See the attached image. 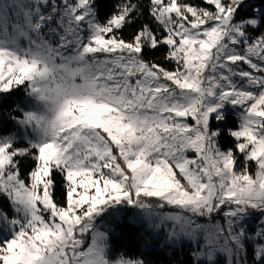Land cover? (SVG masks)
Segmentation results:
<instances>
[{"label": "snow or ice", "instance_id": "obj_1", "mask_svg": "<svg viewBox=\"0 0 264 264\" xmlns=\"http://www.w3.org/2000/svg\"><path fill=\"white\" fill-rule=\"evenodd\" d=\"M17 2L27 28L20 35L28 38L29 48L0 42V91L26 82L35 91L41 69L30 59L31 47L50 43L46 35L58 36L55 51L62 57L71 52L90 57L97 82L92 94L67 102L58 133L36 144V154L0 144V192L24 213L14 220L13 237L0 245L2 264H64L83 243L75 234L88 233L97 206L113 198H158L175 206L180 211L170 218L185 232L199 227L191 215L224 211L231 223L248 207L264 208V34L249 36L248 28L260 25L256 17L236 20L243 0H206L214 11L178 0H150V15L163 35L144 24L128 40L118 30L138 11L130 0L105 23L96 18L94 0ZM10 22L0 17V31ZM160 46L167 47L165 59L175 63L174 71L144 58L146 48ZM99 54L105 58L97 59ZM225 101L242 109L239 130L231 135L245 163L256 162L254 176L246 167L234 171L233 151H222L208 128L210 115ZM188 116L195 125L176 119ZM188 150L196 158H188ZM26 155L36 162L29 184L20 178L16 159ZM56 173L66 182L67 207L53 199ZM90 189L95 194L89 195ZM222 227L203 229L209 245L220 246L223 239L226 247L237 239L229 228L221 237Z\"/></svg>", "mask_w": 264, "mask_h": 264}, {"label": "rangeland", "instance_id": "obj_2", "mask_svg": "<svg viewBox=\"0 0 264 264\" xmlns=\"http://www.w3.org/2000/svg\"><path fill=\"white\" fill-rule=\"evenodd\" d=\"M57 2L59 4L62 2V0H57ZM71 2L75 3L76 0H71ZM178 2L184 3L183 0H178ZM50 3L51 0H49V5ZM93 6L95 8V0ZM212 7L213 8H203L214 11V5H212ZM20 9L21 5L17 2V0H0V17L7 18L15 22L16 20L23 18V13L20 11ZM42 10L47 13L50 8H42ZM263 12L264 0H243V3L236 11L235 18L237 21L249 17H256L258 20H260ZM60 31L62 33V30ZM42 32L47 33V27H45ZM87 34L88 33L85 30L84 35L87 36ZM249 36L250 38L258 37L251 35L250 33ZM35 38L36 37L33 34V39ZM45 39H49V42L55 46H58L59 44L58 36H52L49 38L46 35ZM24 46H26V42H24ZM243 47V44L239 46L241 51L243 50ZM145 50L149 49L146 48ZM104 58L105 54H99L97 56V59ZM240 66L248 70L247 65H244L242 62H240ZM164 68L169 71H174L176 67L174 69H168L166 67ZM240 83L244 82L241 81ZM21 85H25L23 90H25L26 93L21 97V99L17 101L15 108L21 110L22 115L13 117L15 128L9 134H2L0 131V144L8 143L12 144L14 148H28L33 150L35 145L39 143L38 134L27 116L29 111L37 109L39 105L35 102L32 91L27 86V82ZM14 86L17 87L20 85H13L6 91H0V100ZM241 111L242 109L239 106L234 105L229 101H225L220 108L210 115L208 128L210 131L216 133V143L222 151L227 150L222 149L220 146V141L218 139L220 131L224 128H227L229 129L228 132L231 135V130H239L240 124L237 128H232L229 125L226 126V124L219 125V123L223 120H226L228 115L235 116L239 123H241ZM218 116L222 118L218 119ZM176 119L186 122L190 126L195 125V120L191 116L177 117ZM215 123L218 124V127L214 126ZM231 136L233 137V135ZM233 139L236 141L234 137ZM240 142H243V138H241ZM113 151L115 154L116 149L114 148ZM32 153L34 154L33 151ZM185 154L190 159L196 158V153L192 150H188ZM240 154L243 156L244 166L237 167L235 163L234 171L239 172L246 167L248 174L254 176L257 169V165L255 166L256 163H253L255 161L249 160L247 163H245L244 154ZM28 156L30 157L32 155H26L24 157ZM24 157L17 156L16 159L19 160L18 167L20 178L24 179L26 184H29L30 179L28 180L27 177L22 173V169L26 168L21 167L20 165V161ZM118 162H120L123 167H126V165H123L122 160H119V158ZM238 165L240 166L241 164L239 163ZM249 169H255L254 173H251ZM174 170L176 171L177 178L181 180V183L186 184V181H184L180 176L179 170ZM77 191L83 192V189L78 188ZM93 194H95L94 189H90L89 195ZM4 200H8V203H6ZM114 203H127L129 204V210L127 209L123 212H116L103 216L104 214L102 213V207L104 205L107 206ZM62 207H67V205ZM178 211L180 210L175 206L159 202L158 198H156V200L153 202H147V200L140 198H113L108 200L106 203L97 206V210L91 216V230L88 233H85L83 237H81L78 233L75 235H77V238L83 240L80 248H84L90 243L92 233L96 231H102L105 234V240L108 241L110 245L108 248V253L112 256H115V250L110 243V233L114 231V225L111 223V221L121 220L124 217V213H126L128 220L139 225L141 224L143 229L148 231V233H146L149 240L148 246L166 247L168 249L186 247L189 254L192 255L194 260L199 264H264V208L248 207L243 211L238 212L236 216L233 217L231 223L228 222V218L225 216L224 211L214 212L210 216L199 214L191 215L189 216V219L191 220L192 224L194 226H199L194 227V230L191 232L179 230L175 222L170 218L173 215V212ZM23 215L24 213L19 210L17 204L12 199L7 194L0 192V245H2L3 241L13 237L14 230L18 227V225L14 223V220L22 217ZM44 215L47 219L48 213H44ZM56 222H59L58 218ZM208 225H223L224 227L220 229L221 237L225 236L226 234L225 228H229L237 235V239L229 240L226 247L224 246L225 241L223 239L220 241V246H211L208 244L206 240V233L203 230ZM133 261L138 262V264H144L141 259H133ZM0 264H2V261H0Z\"/></svg>", "mask_w": 264, "mask_h": 264}, {"label": "trees", "instance_id": "obj_3", "mask_svg": "<svg viewBox=\"0 0 264 264\" xmlns=\"http://www.w3.org/2000/svg\"><path fill=\"white\" fill-rule=\"evenodd\" d=\"M128 2L129 0H95V10L98 20L101 23H105L118 11L122 3ZM130 2L138 5V11H134L130 14L134 19L131 23H126L119 29L118 34L128 40L144 24H149L153 31H157L159 34L163 35V29L160 28L158 23L150 15V0H130ZM183 2L189 3V5L194 7L213 8L212 5H209L204 0H183ZM248 32L255 36L264 34V12L260 18V25L256 28L249 27ZM144 51L143 56L146 60L158 63L168 69H174L176 67L175 63L165 59L168 51L166 46H160L155 50L149 49ZM24 86L25 85L14 86L0 100V131L2 134H9L15 128L13 117L22 115V111L15 107L17 101L26 93V91L23 90ZM220 124H226V126L229 125L232 128H237L239 126V121L235 116L228 115L226 120L221 121L219 125ZM214 126L218 127V124L215 123ZM228 131L229 129L227 128L220 131L218 135L220 146L224 150L231 149L233 151L236 157L237 167L244 166L243 156L239 153L236 147V141ZM32 151L36 154V150L33 149ZM239 163L241 164L240 166L238 165ZM253 163L255 164L256 162ZM35 164L36 162L32 156L24 157L20 161L21 167L26 168L22 169V173L28 180L30 179L29 173L35 167ZM254 170L249 169L251 173H254ZM65 183L66 182L60 174L56 173L53 199L59 206L67 205ZM148 199L147 202L156 200V198ZM4 201L8 203V200ZM127 209L129 210V207ZM106 215L109 214H104L103 216ZM111 223L114 225V231L110 233V243L115 250V254L122 253L132 259H141L144 264H199L194 260L192 255L189 254L186 247L168 249L166 247L148 246L149 240L146 234L148 231L144 230L141 224L139 225L128 220L126 213H124V217L121 220H113Z\"/></svg>", "mask_w": 264, "mask_h": 264}, {"label": "clouds", "instance_id": "obj_4", "mask_svg": "<svg viewBox=\"0 0 264 264\" xmlns=\"http://www.w3.org/2000/svg\"><path fill=\"white\" fill-rule=\"evenodd\" d=\"M14 23L19 24V29L12 27ZM20 30L27 31L23 18L18 22L11 21L6 29L0 31V42L14 41L20 49L27 50L28 38L20 35ZM56 47L51 43L44 47H31L30 59L39 65L41 72L35 77V91H32L39 107L29 111L27 118L37 131L39 143L47 142L56 136L67 102L92 94L97 82V69L90 57L77 52L67 53L62 57L55 51ZM104 236L102 231L92 233L87 247H79L64 259V264H128L133 261L122 253L110 255V245ZM56 259L58 258L53 256V260Z\"/></svg>", "mask_w": 264, "mask_h": 264}, {"label": "built area", "instance_id": "obj_5", "mask_svg": "<svg viewBox=\"0 0 264 264\" xmlns=\"http://www.w3.org/2000/svg\"><path fill=\"white\" fill-rule=\"evenodd\" d=\"M141 204H143V203H141ZM128 207H129V204H127V203H121V204L114 203V204H110L107 206L104 205L102 207V213L103 214H112V213H116V212L126 210Z\"/></svg>", "mask_w": 264, "mask_h": 264}, {"label": "crops", "instance_id": "obj_6", "mask_svg": "<svg viewBox=\"0 0 264 264\" xmlns=\"http://www.w3.org/2000/svg\"><path fill=\"white\" fill-rule=\"evenodd\" d=\"M240 124V123H239Z\"/></svg>", "mask_w": 264, "mask_h": 264}]
</instances>
